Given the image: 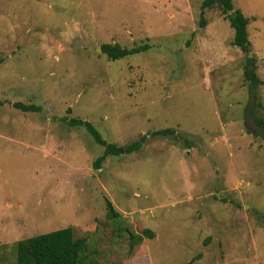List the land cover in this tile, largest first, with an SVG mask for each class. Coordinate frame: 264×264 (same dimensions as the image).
I'll list each match as a JSON object with an SVG mask.
<instances>
[{
  "label": "rangeland",
  "instance_id": "rangeland-1",
  "mask_svg": "<svg viewBox=\"0 0 264 264\" xmlns=\"http://www.w3.org/2000/svg\"><path fill=\"white\" fill-rule=\"evenodd\" d=\"M204 1L0 0V264H16L19 241L68 227L85 241L81 264H264L246 55ZM232 3L249 21L264 116V0ZM104 44L150 50L111 61ZM63 117L117 146L176 135L95 169L103 148ZM117 224L154 238L130 248Z\"/></svg>",
  "mask_w": 264,
  "mask_h": 264
},
{
  "label": "trees",
  "instance_id": "trees-1",
  "mask_svg": "<svg viewBox=\"0 0 264 264\" xmlns=\"http://www.w3.org/2000/svg\"><path fill=\"white\" fill-rule=\"evenodd\" d=\"M214 5L220 8L222 15L234 31L232 45L239 48L246 55L244 77L248 82V93L253 103V107L249 111V118L255 129L254 134L264 141L263 105L257 94V87L260 82L255 74V61L247 55L250 49L247 34L249 21L239 10L234 9L232 0H205L201 6V14L203 15L204 10L212 8ZM200 26L202 28L205 27L203 16L200 20ZM100 50L109 60L118 61L128 56L147 52L150 50V46L148 44H141L140 46L126 49L116 44H104L100 47ZM1 105L2 102H0ZM12 106L23 113H40L41 111L40 107L34 105L15 103ZM62 120L71 128H83L92 140L103 148L102 155L94 162L95 169H100L105 159L109 156H128L137 153L146 143L148 135L162 138L176 135L174 130L167 128L144 135L129 145L117 146L105 141L98 130L87 121L66 117H63ZM105 206L108 220L115 223L114 220L120 219V214L115 211L113 205L107 199H105ZM116 226L119 231L128 234L130 248L140 244L144 239L152 240L154 238V234L149 230H144L140 235H137L126 227H122L119 224ZM84 250L85 241L75 240L73 229L68 227L19 241L16 245V264H81L80 255Z\"/></svg>",
  "mask_w": 264,
  "mask_h": 264
},
{
  "label": "water",
  "instance_id": "water-1",
  "mask_svg": "<svg viewBox=\"0 0 264 264\" xmlns=\"http://www.w3.org/2000/svg\"><path fill=\"white\" fill-rule=\"evenodd\" d=\"M98 51H99V52H101V50H100V49H99Z\"/></svg>",
  "mask_w": 264,
  "mask_h": 264
},
{
  "label": "crops",
  "instance_id": "crops-1",
  "mask_svg": "<svg viewBox=\"0 0 264 264\" xmlns=\"http://www.w3.org/2000/svg\"><path fill=\"white\" fill-rule=\"evenodd\" d=\"M112 264H116V263H112Z\"/></svg>",
  "mask_w": 264,
  "mask_h": 264
}]
</instances>
